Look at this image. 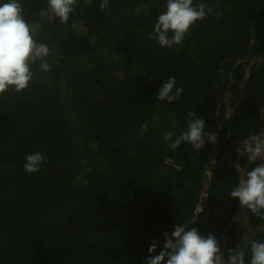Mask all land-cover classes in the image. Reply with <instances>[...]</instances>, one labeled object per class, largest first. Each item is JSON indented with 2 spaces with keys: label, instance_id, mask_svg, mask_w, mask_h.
<instances>
[{
  "label": "trees",
  "instance_id": "obj_1",
  "mask_svg": "<svg viewBox=\"0 0 264 264\" xmlns=\"http://www.w3.org/2000/svg\"><path fill=\"white\" fill-rule=\"evenodd\" d=\"M19 2L34 38L48 26L54 37L45 40L51 70L32 63L24 90L0 94V264H143L153 239L151 255L158 254L163 233L197 206L209 149V142L200 151L170 144L186 130L189 111L205 120V131L216 111L223 120L218 88L230 84L232 111L219 131L204 210L192 225L218 239L238 205L230 196L241 180L236 149L264 131V61L249 68V60L237 61L249 50V21L252 53L264 52V0H193L222 14L196 21L182 46L171 48L150 38L166 0H109L103 10L102 0H76L66 23L47 0ZM226 58L234 61L221 63ZM246 72L252 99L237 102ZM170 76L182 94L156 100ZM167 132L174 133L170 141ZM35 152L44 161L29 173L25 156ZM262 162L238 158L247 171ZM248 212L253 226L264 221ZM242 229L230 227L225 250ZM255 240L264 242V231ZM250 259L249 248L245 264Z\"/></svg>",
  "mask_w": 264,
  "mask_h": 264
},
{
  "label": "clouds",
  "instance_id": "obj_2",
  "mask_svg": "<svg viewBox=\"0 0 264 264\" xmlns=\"http://www.w3.org/2000/svg\"><path fill=\"white\" fill-rule=\"evenodd\" d=\"M48 8L66 23L70 14L75 11L76 0H47ZM109 7V0H102L101 10ZM215 10L216 15L222 14L218 7L214 9L205 3L194 4L193 0H166L165 10L157 16L153 27L154 38L161 47L171 48L181 45L192 25L203 20ZM24 9L19 0H5L0 3V94L11 87L14 91L24 90L33 79L31 64L39 61L42 71H50L47 62L50 49L47 44L37 41L32 35L31 27L25 20ZM171 34V35H170ZM175 88V92L173 89ZM183 92L176 87L174 76L163 81L158 89L156 100L173 102ZM187 127L175 139L170 147L176 148L186 142L196 151H200L206 142L215 143L216 134L205 131V120L187 113ZM147 124L141 125V130H147ZM173 132L164 134V140L170 141ZM240 155H246L248 161L255 162L264 156V131L244 139L236 149ZM24 170L33 173L39 171L44 155L40 152L26 154ZM246 177V178H245ZM230 196L253 214L264 219V163L244 173L238 185L234 186ZM163 246L158 254L157 241L153 239L148 247L150 254L143 264H245L244 254L232 249L222 251L217 237L212 233L201 234L197 227L186 224H176L171 233L164 232ZM250 264H264V242L253 240L250 244Z\"/></svg>",
  "mask_w": 264,
  "mask_h": 264
},
{
  "label": "water",
  "instance_id": "obj_3",
  "mask_svg": "<svg viewBox=\"0 0 264 264\" xmlns=\"http://www.w3.org/2000/svg\"><path fill=\"white\" fill-rule=\"evenodd\" d=\"M249 27H250V41H249V51L247 54L241 56L238 58L237 61H246L250 60L251 63L249 67L253 63H258L261 61H264V52L259 54H252V44L255 39V28L251 21H249ZM234 61V58H226L222 60L221 63L225 62H232ZM249 73L246 72V75L242 82L239 83L240 88V94L241 96H245L247 99H252L244 90L245 88V82L248 79ZM227 102V112L223 120L219 119L218 111L215 112V121L214 126L211 130V132H214L216 134V142L211 143L209 142V149L207 152V156L204 162L203 171H202V178H201V184H200V195L199 200L197 203L196 208L194 211L187 217L185 222L183 224H186V230L189 227H192V225L200 218L202 211L204 210L205 202L210 190L211 186V179H212V172H213V165L217 159L218 151H219V145H220V135L219 131L222 127L223 121L229 116V110L231 108V103L229 100L226 99ZM264 110V107H263ZM240 154H238L235 162L234 167L238 170L240 179L244 176V173L247 171V165L244 168H241L238 165V158ZM246 178V177H245ZM240 223L242 225V234L236 243V245L232 248L234 252H242L244 254V258L250 248V244L255 238L264 231V221L260 224L253 226L250 221L249 212L246 208L241 206L238 201V205L235 209L233 217L226 223L225 227L223 228L221 236L218 238V241L221 243L222 251L226 249L228 240H229V229L234 223Z\"/></svg>",
  "mask_w": 264,
  "mask_h": 264
},
{
  "label": "flooded vegetation",
  "instance_id": "obj_4",
  "mask_svg": "<svg viewBox=\"0 0 264 264\" xmlns=\"http://www.w3.org/2000/svg\"><path fill=\"white\" fill-rule=\"evenodd\" d=\"M248 51H249V50H248ZM251 53H252V51H251ZM252 54H253V53H252ZM250 63H251V61L249 60V65H250ZM258 63H259V62H258ZM253 64H254V63H253ZM249 65H248V68H249ZM229 88H230V84L227 85V86H225V87H219V88H218V94H217V99H218L219 101L224 100V103H225V115H226V112H227V102H226V99L229 100L230 103H231V101H233V99L231 98V93H230V91H229ZM244 89H245V88H244ZM239 97H240V99H239L237 102H240V101H241L242 96L239 95ZM231 111H232V104H231V108H230L229 113H228L229 115H230ZM258 159L263 160L262 163H264V156H262V157H260V158H258ZM249 162H250V161H248V163H249Z\"/></svg>",
  "mask_w": 264,
  "mask_h": 264
},
{
  "label": "rangeland",
  "instance_id": "obj_5",
  "mask_svg": "<svg viewBox=\"0 0 264 264\" xmlns=\"http://www.w3.org/2000/svg\"><path fill=\"white\" fill-rule=\"evenodd\" d=\"M47 17H51L50 13L46 14ZM239 18H241V15H238ZM54 37V28L53 26H48L44 30V34L40 36H36L35 39L39 42L45 43L46 38H52Z\"/></svg>",
  "mask_w": 264,
  "mask_h": 264
}]
</instances>
